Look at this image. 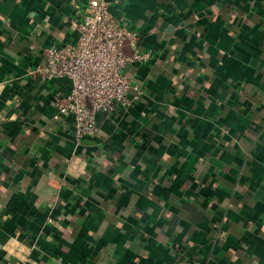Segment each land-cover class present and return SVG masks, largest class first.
<instances>
[{
	"label": "crops",
	"instance_id": "0c3cea01",
	"mask_svg": "<svg viewBox=\"0 0 264 264\" xmlns=\"http://www.w3.org/2000/svg\"><path fill=\"white\" fill-rule=\"evenodd\" d=\"M108 1L141 93L77 143L29 70L85 0H0V264H264V0Z\"/></svg>",
	"mask_w": 264,
	"mask_h": 264
},
{
	"label": "built area",
	"instance_id": "2783aa9c",
	"mask_svg": "<svg viewBox=\"0 0 264 264\" xmlns=\"http://www.w3.org/2000/svg\"><path fill=\"white\" fill-rule=\"evenodd\" d=\"M109 5L108 0H85L78 17L71 20L75 40L44 47L43 61L29 70L40 80L69 81V92L54 97L51 102L55 108L53 120L72 116L77 143L97 131L98 112L129 107L141 93L138 84H132L123 70L136 60L146 59L148 54L136 47L130 55L123 51V46L134 45L139 35L121 25ZM130 88L136 91L132 98L127 95Z\"/></svg>",
	"mask_w": 264,
	"mask_h": 264
}]
</instances>
